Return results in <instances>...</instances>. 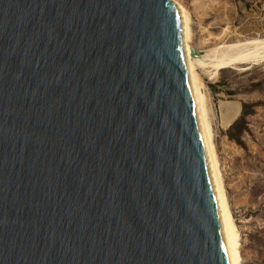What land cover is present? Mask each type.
Segmentation results:
<instances>
[{
    "label": "water",
    "instance_id": "95a60500",
    "mask_svg": "<svg viewBox=\"0 0 264 264\" xmlns=\"http://www.w3.org/2000/svg\"><path fill=\"white\" fill-rule=\"evenodd\" d=\"M0 264H230L171 0H0Z\"/></svg>",
    "mask_w": 264,
    "mask_h": 264
},
{
    "label": "rangeland",
    "instance_id": "374dc122",
    "mask_svg": "<svg viewBox=\"0 0 264 264\" xmlns=\"http://www.w3.org/2000/svg\"><path fill=\"white\" fill-rule=\"evenodd\" d=\"M178 1L191 14V45L199 65L205 63L209 50L219 45L264 37V11L260 13L264 0ZM245 66L224 68L211 77L201 71V78L213 113L229 202L241 235V264H264V62L242 69ZM243 104L249 105L251 113L245 118L246 130L239 144L229 138L228 130L241 116Z\"/></svg>",
    "mask_w": 264,
    "mask_h": 264
},
{
    "label": "bare ground",
    "instance_id": "6f19581e",
    "mask_svg": "<svg viewBox=\"0 0 264 264\" xmlns=\"http://www.w3.org/2000/svg\"><path fill=\"white\" fill-rule=\"evenodd\" d=\"M171 4L178 23L184 68L193 98L201 136L220 207L230 264H241V235L235 222L224 182L222 167L216 147L214 129L212 126V112L210 113L211 110L208 103L209 100L205 85L201 78V71H204L208 77H211L212 73L215 74L224 68H232L237 65H246L245 67L241 68L249 69L250 64H258L259 62H263L264 37L246 39L244 41L219 45L209 50L205 63L203 65H199L198 61L194 58L191 45V14L178 0H171ZM234 112H237V109L234 110Z\"/></svg>",
    "mask_w": 264,
    "mask_h": 264
},
{
    "label": "trees",
    "instance_id": "16d2710c",
    "mask_svg": "<svg viewBox=\"0 0 264 264\" xmlns=\"http://www.w3.org/2000/svg\"><path fill=\"white\" fill-rule=\"evenodd\" d=\"M248 104H243V110L241 116L235 121V123L229 128L228 135L229 138L235 140L237 143H242V134L246 130L245 118L251 112L248 111Z\"/></svg>",
    "mask_w": 264,
    "mask_h": 264
},
{
    "label": "built area",
    "instance_id": "2783aa9c",
    "mask_svg": "<svg viewBox=\"0 0 264 264\" xmlns=\"http://www.w3.org/2000/svg\"><path fill=\"white\" fill-rule=\"evenodd\" d=\"M264 11V5H262L261 9H260V13ZM264 62V61H263Z\"/></svg>",
    "mask_w": 264,
    "mask_h": 264
}]
</instances>
